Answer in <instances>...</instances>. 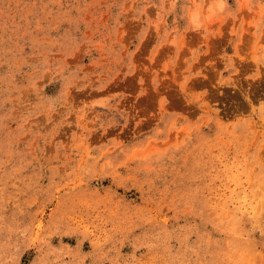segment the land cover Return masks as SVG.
Wrapping results in <instances>:
<instances>
[{"label":"rangeland","instance_id":"374dc122","mask_svg":"<svg viewBox=\"0 0 264 264\" xmlns=\"http://www.w3.org/2000/svg\"><path fill=\"white\" fill-rule=\"evenodd\" d=\"M0 264H264V0H0Z\"/></svg>","mask_w":264,"mask_h":264}]
</instances>
